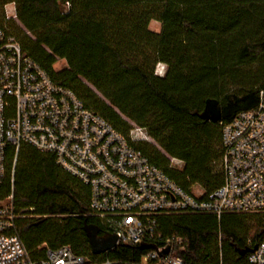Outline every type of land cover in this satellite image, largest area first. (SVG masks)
<instances>
[{
    "label": "trees",
    "instance_id": "trees-1",
    "mask_svg": "<svg viewBox=\"0 0 264 264\" xmlns=\"http://www.w3.org/2000/svg\"><path fill=\"white\" fill-rule=\"evenodd\" d=\"M10 3L15 18L6 17ZM0 27L182 189L209 194L223 183L222 125L255 108L264 91V0H0ZM208 98L218 100L220 122L199 117ZM133 125L152 141L130 140ZM10 194L34 260L67 246L90 262L139 264L150 250L119 243L93 254L84 225L106 231L90 210L89 186L29 144L16 156L5 149L0 201ZM156 221L162 237L186 241L183 264H247L248 249L264 239V212L162 213Z\"/></svg>",
    "mask_w": 264,
    "mask_h": 264
},
{
    "label": "built area",
    "instance_id": "built-area-1",
    "mask_svg": "<svg viewBox=\"0 0 264 264\" xmlns=\"http://www.w3.org/2000/svg\"><path fill=\"white\" fill-rule=\"evenodd\" d=\"M5 14L16 17L15 9ZM221 134L223 183L209 194L199 188L189 193L84 107L73 91L53 83L0 27V183L7 146L15 156L22 144L53 154L61 168L89 186L90 210L106 232L115 234L116 245L145 242L168 248L162 256L150 248L139 264H183L187 243L179 236L162 237L158 214L264 212L263 90L257 106L223 124ZM129 138L150 139L136 125ZM17 217L10 194L0 201V264H111L90 262L67 246L48 249L43 259L34 260L17 232ZM247 264H264V239L249 253Z\"/></svg>",
    "mask_w": 264,
    "mask_h": 264
},
{
    "label": "water",
    "instance_id": "water-1",
    "mask_svg": "<svg viewBox=\"0 0 264 264\" xmlns=\"http://www.w3.org/2000/svg\"><path fill=\"white\" fill-rule=\"evenodd\" d=\"M199 117L203 120L211 122H220L221 121V107L218 100L213 98H208L204 102L202 111L199 113ZM84 230L93 254H100L102 252L113 249L116 246L117 238L115 234L111 232H101L100 228L95 224H86L84 225ZM139 246L145 248H152L158 252L160 256L167 253L168 248L165 247L161 250L157 248L156 245L152 243H139ZM256 245L248 249L249 252H252L255 249Z\"/></svg>",
    "mask_w": 264,
    "mask_h": 264
},
{
    "label": "rangeland",
    "instance_id": "rangeland-1",
    "mask_svg": "<svg viewBox=\"0 0 264 264\" xmlns=\"http://www.w3.org/2000/svg\"><path fill=\"white\" fill-rule=\"evenodd\" d=\"M14 5L13 4H7L5 6V9H6V13L7 15H12L14 13V9H13ZM149 28L153 31H159L160 30V23L158 21H155V20H152L150 23H149ZM65 64V61L64 60H59L57 61L55 64H54V68L55 69H60L61 67H63ZM166 71V65L164 63H157L156 66H155V73L158 74V75H164ZM148 141H152L151 138L148 140ZM172 164L173 165H176V166H180V162H177V161H172Z\"/></svg>",
    "mask_w": 264,
    "mask_h": 264
}]
</instances>
